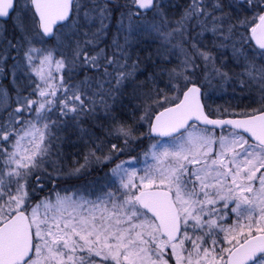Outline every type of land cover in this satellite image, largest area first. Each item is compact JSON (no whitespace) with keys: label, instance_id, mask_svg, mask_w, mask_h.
Segmentation results:
<instances>
[{"label":"snow or ice","instance_id":"1","mask_svg":"<svg viewBox=\"0 0 264 264\" xmlns=\"http://www.w3.org/2000/svg\"><path fill=\"white\" fill-rule=\"evenodd\" d=\"M254 2L264 5V0H247L249 5ZM129 5L162 11L157 0H127L125 4L119 0H25L23 7L18 6V0H0V18H12L16 13L15 27L21 33V43L27 44L24 58L41 82L33 89L40 99L18 98L17 103H23L15 109L16 113L22 109L34 113L33 118L22 122L9 113L8 124L0 125V264H264V12L238 20L249 34H240L239 47L232 44L233 56L242 68L239 75L246 76L262 93L260 109L238 119H210L193 77L197 69L205 80L227 79L229 74L196 43H192V52L177 43L173 47L180 48L184 59L181 70L173 69L170 77H182L185 88L173 84L178 94L146 102L139 121L147 123L148 132L137 136L135 124L112 114V106L104 99L107 95L115 100V93L134 75L137 65L121 71L125 64L107 58L104 49L94 55L87 50L104 33L113 9L128 8L131 30L132 17L140 13ZM212 9L222 10L219 0ZM25 12L31 15L22 16ZM120 15L123 18L125 13ZM226 15H212L203 0H191L176 21L177 27L161 35L167 43L175 35L183 38L187 23L196 19L201 34L211 31L227 41L237 25L229 23L225 34ZM209 16L211 28L206 22ZM94 22L99 26L91 38L84 32L81 40L82 26ZM152 28L160 32L156 25ZM45 37L54 38L56 47L33 46L34 41L46 43ZM9 44L16 47L11 41ZM58 48H66L71 55L61 53L55 59ZM102 59L117 68L115 76L105 66L102 79L93 81L85 75L69 87L60 76V82L55 83L53 67L56 72L66 69L69 73L75 68L99 69ZM94 84L96 90L89 95ZM60 90L62 96L57 95ZM94 96L100 97L113 121L108 134L122 138L124 145L113 143L109 155L96 159L107 161L113 152L123 154L147 135L153 142L143 152V175L138 176L131 161H121L111 169L109 190L95 199L75 189L65 195L56 191L54 200L46 196L33 203L37 187L43 190L41 176L36 173L49 154L50 123H55L50 122L48 113L57 106L64 116L94 112ZM8 99L7 93L0 92V104L6 105ZM226 125L231 126L227 134H215L216 127ZM81 133L86 134L84 129ZM90 156H95V151L71 174H79ZM33 177L37 183L30 186Z\"/></svg>","mask_w":264,"mask_h":264},{"label":"trees","instance_id":"2","mask_svg":"<svg viewBox=\"0 0 264 264\" xmlns=\"http://www.w3.org/2000/svg\"><path fill=\"white\" fill-rule=\"evenodd\" d=\"M216 1L217 0H210L209 2H205L211 6L216 3ZM119 2L121 4L124 2L125 4L127 0H119ZM190 3L191 0H169V2L166 3L167 8L162 11L167 17L164 20H160V22L166 20L168 25H171V22L174 20L173 23L176 24V21H178L184 13L182 9L188 7ZM219 3L223 6L222 10L217 9L215 11H210H213L214 14L219 15L225 13L228 14V16L233 14H237V16L239 15V13H236V10L238 12V6H234L238 5L235 3V0H219ZM249 6L250 5L248 3H245L242 7L245 11H247ZM129 7H132V9L135 8L133 5H129ZM121 11L123 10L113 9L112 12L115 16L121 17ZM157 13L158 11L155 9L146 12L148 16L155 15ZM241 14L243 15V13ZM30 15V12L23 13V16ZM237 20L236 18H233L232 22H236ZM0 21L6 24V29H4V32L0 37V67L4 68L2 71H7L6 69L12 67V64L15 62L18 54H21L22 52L20 46L21 34L15 26H12L11 18ZM160 22H155L157 23L156 26L160 28V32L155 31L150 24V26L147 28L142 29L143 32L139 35V37L134 35L133 37L137 38H134V41H132L131 44H128V46L123 47V51L119 48H115L112 45L109 37L102 40L99 38L95 46H89L87 49L89 53L93 55L96 54V52H99L100 49H104L105 56L107 58H114L120 64H125V68L119 69L121 71L132 70V67H128V61L130 60L133 64L137 65L134 75L125 80L120 90L115 93L114 101L107 95L104 96V99L107 101V103L112 106V114L119 117L122 122L126 121L128 124H135L137 129L135 134L137 136H139L140 133H147L146 124L139 121V117L144 114L146 102L151 104L152 99L161 98L164 91L170 90L172 85L179 81L178 79H173L170 82L167 76V72L173 68L172 64H174L173 61L175 59V52L174 49H172L173 45L171 43L165 44L163 40L160 39L161 32L163 31L162 27L160 26ZM195 23H197V21ZM195 23L193 21H189L187 23L189 25L186 26L187 34H192L197 30L198 23ZM85 28L84 25L81 28L79 36L81 40L84 39L83 33L85 32ZM87 30L90 31L89 29ZM106 31L107 35L111 37L113 31H110V28L109 30L106 28ZM118 36L120 35L118 34ZM189 36L191 37L190 34ZM44 39L47 41V44L51 45L55 40L54 38ZM9 41H11L12 44H15L16 47H12L9 44ZM203 43L204 51L216 55V48L208 38H206ZM62 49L67 50L66 48ZM101 65L102 66L99 69L75 68L71 73L65 69L61 72V76L64 77L65 84L69 87L83 80L85 75L92 77L93 81L102 79L103 69L105 66L108 67V71L113 73V76H115L117 68L112 65H106V62L103 59L101 60ZM197 71L200 72V69H197ZM154 75H157L158 77L157 79L152 80V76ZM19 78L20 80L17 82L18 84H16V86L9 82L6 76L3 77L2 82L0 83L1 86L7 88L10 99L9 103H11L10 107H4V105H0V122L3 125L8 124L9 113H13V116L15 118H19L22 122L30 120L34 116V113L24 111L23 109L21 113H16L15 109L12 110L15 105L14 103H17L18 98L28 96L31 99H40L38 94L33 93V89L36 85L35 83H31V79L29 82L28 74L24 72L23 77L19 76ZM59 82L60 81L57 80L56 77L55 83L58 84ZM196 82H198V80H196ZM180 87L183 89V83L181 82ZM202 87L203 89H206L204 82ZM95 90L94 84L92 93ZM92 93L89 95H92ZM57 95L62 96L63 90L58 91ZM49 98L51 99V97ZM93 99L97 101L95 105V111H86L78 117L73 113H69L67 116L62 115L59 106L54 107L53 110L48 113L50 122L55 123H50L52 136L50 138L49 154L44 158V163L36 173L41 176V183L42 187L44 188L43 190H39V195H49L50 192L47 191L46 193H43V191L47 190L48 188H53V192L54 188L57 186L60 188H70L83 184H95L98 182L97 180L100 176V170L103 167H106V164L105 166L102 164L100 166H97L98 164L91 165L89 167L93 168L87 167L88 169L86 170L82 169L79 174H71V170L78 168L81 164L85 163L84 158L89 154L88 149L91 147L97 148V145H99L100 149L101 147L109 146L112 143H115L118 146L123 144L122 138L117 139L115 135L108 134L113 126L111 116L106 115L105 108L99 102V96H94ZM252 100L253 98L251 97L248 101L251 102ZM22 103L23 101L21 100L18 106L22 105ZM153 108L155 110V106H153ZM133 117H135V120ZM17 127H19V125H17ZM81 129H84L86 134H82ZM147 138L149 137L145 135L142 137V139L134 141L133 144H131V147L135 145L142 146ZM93 159L97 160L95 157ZM109 167L110 164L107 166V169ZM93 170L96 171V173L91 174L86 179H84V177L89 174L88 171ZM38 188L39 187H37V189Z\"/></svg>","mask_w":264,"mask_h":264},{"label":"rangeland","instance_id":"3","mask_svg":"<svg viewBox=\"0 0 264 264\" xmlns=\"http://www.w3.org/2000/svg\"><path fill=\"white\" fill-rule=\"evenodd\" d=\"M205 1L209 2L210 0H203V3L207 7V10L212 15L220 16L219 14H214L213 11L211 12L210 10H213L212 5L209 6L208 4H206ZM157 2L160 4L161 10L164 11L167 8L166 3L169 2V0H157ZM24 3H25V0H19V7H23ZM235 3L238 4V5H234V6L235 7L238 6L237 7L238 12L236 10V13H239V15L238 16H237V14H233L230 16L226 15L224 26H223L225 34H226L229 23L237 25L236 30L234 32V35L232 36L231 39L224 41L222 39V37L219 36V34L214 35L211 31H204L201 34V28H200L199 24L197 25L196 31H194L192 34L189 33L191 35V37L189 36V34L185 33V37H183V38L180 37L179 35H175L173 38H171V44L172 45H175L177 43H181L182 47L186 48L189 52L193 51L192 43H196L197 46L201 50H203V48H204L203 42L206 40V38H208L213 43V46L216 48V55L211 53L212 56L215 58V63L218 67H222V69L224 71L228 72L229 77L227 79H222V78L217 76L214 78L210 77L209 80H205L204 74L201 70H200V72H198L196 70L195 76L193 77V82H196V80H198V82L201 85L204 82V84L206 86V89L204 90L205 103L207 105L206 107H208L210 113L213 115H226V114H240L241 115L244 113H250L251 111L255 110V108H256L255 104H256L257 100L255 99V100H252L251 102L248 100H249V98H251L252 94H255L258 91L259 87L256 84H253L252 82H250L246 76H240L239 75V73H241V71H242V68H241V65L236 61L235 57L233 56L232 44L235 42L237 47H239L240 46V44H239L240 34L241 33H244L245 35L249 34L245 31L244 28L240 27L237 24V21L243 20L246 17L250 19V18L256 16L257 14H259L261 12V9H264V5H261V4L254 2L252 5L249 6L248 10L245 11L242 6L245 3L247 4V0H235ZM122 4H124V2ZM239 5H241V6H239ZM129 8L132 9V7H129ZM186 8L187 7L183 8L182 11H184ZM121 10H123V12L125 13L123 18H125L127 21L125 19L121 18L120 16H115L112 12L111 17L108 20H106L105 23L107 24L108 30L110 28V31L111 30L113 31V34L110 37L109 35H107V31L105 29L104 33L100 36V38H101L100 40L109 37L111 42H112V45L115 48H118L117 45L121 46L119 49H121L122 51H123V47L128 46V44H131L132 41H134V38L139 37V35L143 32L142 31L143 28H147L148 26H150V24L151 25H157V23H155L156 21L160 22V20H164L167 17L166 14L163 13L162 11L158 12L155 15L148 16L146 13H143L142 11H139L138 9L133 8L132 11L133 12L139 11L140 15L139 16L134 15L132 17L131 30H129V23L130 22H129L128 15H127L128 8H122ZM241 13H243V15ZM15 16H16V13H14L12 15V18H11L12 26H15ZM22 16H23V14H22ZM233 18H236V20L238 18V20L236 22H232ZM200 19H204V17H201ZM191 21H193L195 23L196 19H193ZM173 22H174V20L171 22V25H168L167 22L165 23L164 21H161L160 26L163 29L162 32L167 33L169 31H171L172 29L176 28L177 25L174 24ZM206 22L208 23V27L211 28L212 27L211 16H209L207 18ZM195 24H197V23H195ZM98 26H99L98 22H94L93 24H84V28L86 27L87 29L90 30V31H88L85 28V32H88V34H89L88 38H91V34L96 31ZM186 26H189V25L187 24ZM4 29H6V24L3 23L2 21H0V37H1L2 33L4 32ZM118 34L120 36H118ZM134 35H137V37H133ZM125 37H128L127 43L125 42ZM188 37H189V39H188ZM21 39H22V37H21ZM36 39L39 40V38H36ZM84 39H85V37H84ZM160 39H162L163 42L165 44H167V42H165L164 37L162 35H161ZM114 40L116 41V44H113ZM221 43H224L226 46L225 47H219V45ZM56 45H57L56 40H54L52 42V45L47 44V43H37L35 41L33 44V46L37 47V48H39V47L55 48ZM20 46H21L22 52H21V54H18L15 62L12 64V67L6 69L7 71H2V69H4V68L0 67V83L2 82L3 77L6 76L9 80V82H11L14 86H16V84H18L17 82H19V80H20L19 76L23 77L24 72H26L28 74L29 82L31 79V83H35V85L41 83L39 78L35 75V73L28 66V64L24 58V51L27 48V44L20 43ZM172 49H174V52H175V59L173 61L174 64H172L173 68L169 72H167V74H168L167 76H168L170 82H171V80H173V78L170 77L171 71L173 69H176V71L179 72L181 70V67H182L181 61L184 59L183 54L180 51V48H174L172 46ZM247 51H248L250 56L253 55L251 48H247ZM61 53H64L67 56L71 55L68 50L58 48L55 51L54 58L59 59L61 56ZM256 61H257V64H259L260 57L257 56ZM34 63H38V61H36ZM197 63H200L201 67L203 66V62L199 58H197ZM132 66H133V63L131 62V60L128 61V67H132ZM61 72H56L55 67H53V69H52V74L54 77H57V80H59V77L61 76ZM188 75H192V73L189 72ZM157 77H158L157 75L152 76V80L157 79ZM175 79H178L181 83H183V88L185 87V82H184L182 77L175 78ZM241 80H243L244 83H241ZM179 81L174 83V84L180 85ZM92 90L93 89L89 90V94L92 93ZM0 92L7 93L8 97H9L7 88L4 86H1V84H0ZM165 94H167L168 96H173V95H176L178 93L176 92V90L172 86V88L170 90L163 92L162 97ZM16 95H18V94H16ZM9 100L10 99H8V102L6 105L5 104H0V105H4V107L5 106L10 107L11 103H9ZM14 104L15 105L12 108V110L16 109L17 107H21V105L18 106L19 103H14ZM145 124L147 126L146 131L148 132V125H147V123H145ZM0 125H3V124L0 122ZM229 130L230 129H225V130H221V131L215 130V134L216 135L227 134ZM152 142H153V138H147L142 146H136V145L132 146L128 150H126L123 154L116 155L113 152V153H111L112 158L110 160H107V161H104L103 159L98 161V160H94L93 158L94 157L95 158L96 157L102 158L104 156L109 155L111 145L113 143L110 144L109 146L101 147L99 150H97V148H95V147H91L90 149H88V152L90 153V151H95V156L89 157V162H88L86 168H84L83 170H86L88 168H93V167H89V166L94 165V164H98L97 166H100L101 164L105 166V164H106V167H103L100 170V173H99L100 176L98 175L99 179L97 180L98 182H96L95 184L94 183H90L89 185L83 184L80 186H73L70 188H66V187L60 188L57 186L56 188H54L53 192H52L53 188L52 189L48 188L47 190L43 191V193H46L47 191L50 192L49 195H39L40 194V192H39L40 188H38L37 191L33 194L32 202L36 203L38 200H40L46 196H51L52 199L54 200L55 199V196H54L55 190L59 191L61 195H65L66 192L70 193L71 191H73L75 189H80L84 193V195L88 196V198L95 199L96 195L101 194L102 192L109 190V188L106 187V185L110 184L109 178L112 175L111 169H113L115 167V165L120 163L121 161H131V165L135 170H137L138 176L143 175V169L145 167V159H146L143 156V152L148 148V145ZM119 147H124V145L121 144ZM139 147H141V148H139ZM147 163H152V161L148 160ZM109 164H110V167L107 169V166H109ZM125 167H128V165L126 164ZM88 173L89 174L86 175L84 177V179H86L91 174L96 173V171H94V170L88 171ZM117 183H118V181H117ZM34 185H36V181H35V178H32L30 180V186H34ZM68 189H71V190H68Z\"/></svg>","mask_w":264,"mask_h":264},{"label":"flooded vegetation","instance_id":"4","mask_svg":"<svg viewBox=\"0 0 264 264\" xmlns=\"http://www.w3.org/2000/svg\"><path fill=\"white\" fill-rule=\"evenodd\" d=\"M18 6H19V0H18ZM136 8V7H135ZM137 9V8H136ZM139 11H142L143 13H146V12H149L150 10H147V11H145V10H143V9H138ZM261 12H264V9H261ZM260 12V13H261ZM14 14V13H13ZM253 44H254V42H253ZM195 84H199L201 87H202V85L199 83V82H194ZM190 85V84H189ZM188 86V85H187ZM203 88V87H202ZM184 89V88H183ZM204 90L205 89H203V101H204V103H205V97H204ZM261 95H262V93H261V91H260V89L258 88V91L255 93V94H252L251 95V97L253 98V100H257L256 101V108H255V110H257V109H260L261 108V106H262V101H261ZM207 105H206V103H205V107H206ZM206 110H207V112H208V114L209 115H211V116H244V115H247V114H252L253 113V111H251L250 113H244V114H226V115H213V114H211L210 113V111H209V109H208V107H206ZM203 127V126H202ZM209 128H212V127H209ZM231 127H224L223 129L222 128H215V130H217V131H221V130H225V129H230Z\"/></svg>","mask_w":264,"mask_h":264},{"label":"water","instance_id":"5","mask_svg":"<svg viewBox=\"0 0 264 264\" xmlns=\"http://www.w3.org/2000/svg\"><path fill=\"white\" fill-rule=\"evenodd\" d=\"M0 19L7 20L9 18H0ZM45 38H47V37H45ZM47 39H50V38H47ZM188 86H191V85H188ZM197 86H199L201 88V97H200L201 103L204 105V111L209 116L210 119H238V118H242L243 117V116H211V115H209L207 110H206L205 103L203 101V88L199 84H197ZM207 127H214V126L208 125ZM224 127H231V126H227L226 125ZM216 128H219V127H216Z\"/></svg>","mask_w":264,"mask_h":264}]
</instances>
